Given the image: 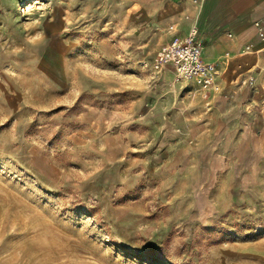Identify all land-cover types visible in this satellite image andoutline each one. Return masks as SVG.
<instances>
[{
  "label": "rangeland",
  "instance_id": "1",
  "mask_svg": "<svg viewBox=\"0 0 264 264\" xmlns=\"http://www.w3.org/2000/svg\"><path fill=\"white\" fill-rule=\"evenodd\" d=\"M131 3L0 0V264H234L264 248V133H204L221 123L201 91L153 67L169 25Z\"/></svg>",
  "mask_w": 264,
  "mask_h": 264
},
{
  "label": "crops",
  "instance_id": "2",
  "mask_svg": "<svg viewBox=\"0 0 264 264\" xmlns=\"http://www.w3.org/2000/svg\"><path fill=\"white\" fill-rule=\"evenodd\" d=\"M135 1L143 9L152 11L164 25H169V29L171 25L176 27L174 30L170 29L173 36L168 42L175 35L186 37L196 27L198 38L202 40V58L218 63L221 89L219 93L205 98V103L209 110H213L212 116L218 118L221 128H209L204 133H264V114L260 108V101L264 96V49H260L264 42L259 39L254 25L255 21L264 19V0ZM123 3H126L125 7L129 12L131 0H123ZM133 8H136L135 5ZM247 45H251L252 50L246 51ZM251 75L255 77L252 84L248 82ZM26 169L32 170L34 177V166L29 159ZM50 170V165H46L45 173L48 174ZM45 173L38 172L37 182L42 189L49 190L51 185L44 176ZM234 184L232 177H229L222 187L229 188ZM175 198L173 200L177 204L170 210L169 219L180 226L188 220L189 210H183L185 204L179 203H189L192 197ZM230 199L233 200L232 197ZM134 216L135 219L144 217L141 213ZM255 242L251 241L247 245L250 247H245L250 248V256L242 252L243 247L233 245L236 250H241L235 253L234 264L264 263V248ZM224 244V249L232 248L227 243Z\"/></svg>",
  "mask_w": 264,
  "mask_h": 264
},
{
  "label": "built area",
  "instance_id": "3",
  "mask_svg": "<svg viewBox=\"0 0 264 264\" xmlns=\"http://www.w3.org/2000/svg\"><path fill=\"white\" fill-rule=\"evenodd\" d=\"M254 25L257 28L259 39L264 42V19L255 21ZM175 28L174 25L170 26L171 30ZM202 47L197 28L193 27L186 37L175 36L163 45L154 57L153 67L161 71L171 66L177 80L193 82L203 97L208 99L213 93H219L221 87L218 82V63L205 61L202 58ZM263 49L264 44L260 50ZM245 50H252V46L247 45ZM254 81V75L248 77L250 84ZM260 108L264 114V96L260 101Z\"/></svg>",
  "mask_w": 264,
  "mask_h": 264
}]
</instances>
